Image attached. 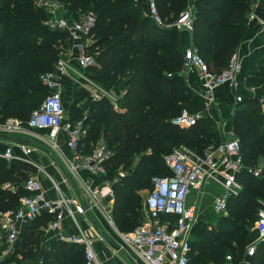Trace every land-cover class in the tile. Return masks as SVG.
<instances>
[{"label": "trees", "instance_id": "obj_1", "mask_svg": "<svg viewBox=\"0 0 264 264\" xmlns=\"http://www.w3.org/2000/svg\"><path fill=\"white\" fill-rule=\"evenodd\" d=\"M59 1L70 18L89 12L96 15L90 49L98 55L85 73L107 89L124 90L118 103L121 111L106 99L92 104L85 121L88 134L80 149L91 154L103 139L115 153L107 165V178L112 179L121 168L128 171L113 184V215L120 231L131 232L143 218L140 193L153 189V177L172 175L166 156L183 145L203 154L223 140L213 117L206 116L191 128L171 122L183 109L194 113L198 107L204 108L203 98L181 74L186 49L178 29L155 24L140 0ZM187 2L158 0L160 14L172 23ZM194 9V43L210 69L221 72L246 34L251 8L244 0H196ZM46 14L35 0H0L1 120L28 121L49 93L39 76L54 69L64 50L60 43L69 39L46 26ZM247 86L264 87V59L248 76ZM75 95L71 122L83 117L82 104L78 107L77 103L87 94L77 88ZM227 119L240 138L245 165L261 166L264 115L259 100L243 99ZM35 172V167L23 161L0 156V212L20 206L21 198L28 194L24 182ZM238 180L244 188L228 200V216H220L217 224L205 225L191 239L189 264H224L229 254L235 262L244 258L256 234L252 235L251 228L258 219L259 200H264V166L260 177L243 170ZM52 218L45 212L24 225L10 255L5 257L0 251V264H86L83 245L55 239L45 248V228ZM2 241L0 230V244ZM248 257L250 264H264V242Z\"/></svg>", "mask_w": 264, "mask_h": 264}, {"label": "built area", "instance_id": "obj_2", "mask_svg": "<svg viewBox=\"0 0 264 264\" xmlns=\"http://www.w3.org/2000/svg\"><path fill=\"white\" fill-rule=\"evenodd\" d=\"M39 1V6L47 13L46 26L51 30L67 34L71 49L57 61L53 70L40 74V81L49 93L42 104L33 111L30 119L23 121L19 118H9L4 122L0 121V134L26 138L32 131H51L48 140L52 147L57 149V136L62 132L67 137L66 144L73 155L71 159L65 161L71 174L73 173L80 183L81 194L68 197L61 193L58 185L52 180L58 195L50 199L41 181L31 175L24 182L23 186L28 194L21 198L20 206L17 209L0 212V230L5 242L13 246L21 234L22 227L38 215L45 212L52 214L53 218L48 224L49 230L60 229L65 216H68L77 224L79 232L65 240L85 247L86 264H101L93 247V240L81 229L77 218L78 215L90 213V210L96 207L103 212L112 226L117 227L111 217L112 214L102 201V198L106 196L114 197L113 182L95 188L90 182L81 178L80 172L86 170L91 174L106 177L107 165L115 153L103 139L98 141L91 154L82 153L80 148L88 134V126L85 124L87 116L77 122L66 119L61 85L65 75L69 76L74 71L77 72V67L72 65L73 59L77 60L79 67L83 70L96 63L98 52H92L90 46L93 43L92 31L97 18L93 12H89L77 19H72L66 15L62 2ZM147 2L148 15L159 27H175L191 32L194 30L193 8L188 7L174 22L167 23L160 14L158 0H147ZM184 66L199 70L204 85V108L203 111L194 113L183 109L171 122L176 126L191 128L204 117H213L212 110L216 103V91L219 88L223 86H230L233 90L241 88L242 61L240 54L235 51L228 67L221 72H214L201 56L199 47L192 43L184 52ZM79 77L86 79L83 73H79ZM255 89H251L253 94ZM99 91L97 89V92L103 96L104 93ZM94 95L100 98L99 95ZM255 98L259 100L264 115V91ZM243 99L242 95H237L238 103ZM20 147L21 152L17 153L13 143H10L0 152V156L7 160L23 161L39 168L29 157L32 147L21 144ZM241 148L240 140L232 138L225 139L218 145L209 146L203 154L187 146H180L166 156V163L172 175L152 178L153 189L144 201L142 222L131 232L117 231L134 261L140 264H189L191 232L197 220L198 211L196 203L191 204L188 201L192 190L211 179L218 180L222 184L223 192L215 198L213 206L216 213L226 214L228 200L237 196L244 188L238 180V175L243 170L256 178L262 175L264 161L261 166H246ZM125 175L122 174V177ZM259 202L260 209L255 222L257 237L247 246L246 257L253 255L257 246L264 242V200ZM224 264H250V262L246 258L235 262L234 257L229 254Z\"/></svg>", "mask_w": 264, "mask_h": 264}, {"label": "crops", "instance_id": "obj_3", "mask_svg": "<svg viewBox=\"0 0 264 264\" xmlns=\"http://www.w3.org/2000/svg\"><path fill=\"white\" fill-rule=\"evenodd\" d=\"M140 1L145 9L148 10L147 0ZM193 1L196 2V0H188V6L185 9L188 7L194 9L195 3H193ZM248 18L249 20L247 23L246 34L236 49V51L240 54L242 61V71L240 74L242 86L238 90H233L230 86H223L216 91V103L213 106L212 114L213 118L215 119L217 129L221 134L222 140H229L233 138L232 136H234L233 128L227 118L239 104L236 100L237 95H242L244 99L249 97L255 98L260 96L264 91V87L256 88L255 94H253L251 90L252 87L247 86L248 76L251 74L257 64L264 59V0H256L253 3L251 6V13H249ZM178 31L181 43L185 47L184 49L188 48L192 43H194L193 31L191 32L186 29H178ZM64 51L65 55L66 53H69V43L64 47ZM72 65L81 69L76 59L72 60ZM82 73L89 81L81 77L76 78L75 76H72L73 74H70L69 76L65 75L63 77L61 85L64 103L70 96L73 106L77 100L75 95L76 90L77 88H82L84 91H86L87 95L84 101L77 103V106L79 107L82 104L81 106L84 107L85 111L84 115L87 116V118L91 114L92 104L105 99L108 100L116 110L121 111V109L118 107V103L122 98L124 90L117 88L107 89L101 83L87 76L85 69ZM181 74L185 78L188 86L203 98L204 85L199 70L195 67H184ZM97 89L100 90L99 92H103L104 95L101 96L97 92ZM94 94L99 95L100 98H97ZM69 118L70 117L66 116L67 120H69ZM50 135L51 131H32L26 137L32 141L31 145L25 143L9 142L0 138V150L5 149L6 145L10 143H13L15 152L17 153L21 152L20 144L31 146L33 150L29 157L39 166V168H36V172L31 175L37 177L41 181L47 196L50 199H54L58 195V190L56 189L53 181L58 185L61 193L68 197L78 196L81 194L80 183L78 182L77 177L74 176L73 173L71 174L70 169L65 161L73 157L66 144L67 137L62 132L59 133L57 136L58 148L54 149L48 140L50 139ZM77 163L81 164L82 161H77ZM119 171H122V168ZM80 176L84 181L90 182V184L95 188L105 186L108 182L112 183L111 180L99 175L91 174L86 170H81ZM145 192L147 191H142L140 193L141 196ZM222 192V184L216 179H211L206 183L204 182L201 186L195 187L192 190L188 201L191 204L196 203L198 211L197 220L191 232V239L196 238L205 225L217 224L218 218L220 216H226L225 214L216 213L213 206L215 198H217ZM102 201L103 205H105L108 211H110L112 214L111 217L115 223L113 215L115 195L114 197L106 196L102 198ZM91 217L97 220L107 233H110V237L111 235L114 236L116 234H113L114 230H111L113 228L111 227V223L107 220L100 209L95 207L92 208L88 214L78 215L77 219L81 229L85 231L93 240V247L99 257L101 264H140L138 261L136 262L133 260L126 246V249L123 251L121 250L122 247H120L116 242L115 243L120 247L119 249L110 246L105 240H103L100 237L97 229L93 226ZM78 232L79 228L73 219L65 216L60 229L49 230L48 225L45 228L47 237L45 241V248L52 240H65L67 237L76 235ZM256 237L257 232L253 240H255Z\"/></svg>", "mask_w": 264, "mask_h": 264}, {"label": "rangeland", "instance_id": "obj_4", "mask_svg": "<svg viewBox=\"0 0 264 264\" xmlns=\"http://www.w3.org/2000/svg\"><path fill=\"white\" fill-rule=\"evenodd\" d=\"M54 1H59V0H54ZM256 0H244V2H245V4H247V5H249V7L251 8V6L253 5V3L255 2ZM59 2H61V1H59ZM39 3H40V1L39 0H35V4H36V6L38 7V8H40V9H42V10H44L43 8H41L40 6H39ZM188 3L189 2H187V6H188ZM191 3V2H190ZM193 3H195L194 4V7L196 6V2H194L193 1ZM251 5V6H250ZM186 6V7H187ZM188 9V8H187ZM45 11V10H44ZM46 12V11H45ZM240 12V14H242L243 13V11H239ZM249 13H251V10L248 12V14H247V16L249 15ZM195 14H196V12H195V9L193 10V16H195ZM47 15V14H46ZM66 15H67V13H66ZM80 17V16H79ZM73 18V17H72ZM73 19H76V18H73ZM67 42H63V43H60V45L62 46V48L63 47H65V46H67V45H65ZM68 43H69V41H68ZM71 49V48H70ZM65 51L63 50V51H61V56H60V58H62L65 54ZM59 58V59H60ZM77 69V72H75L74 71V73H73V75L72 76H75L76 78L77 77H79V72H83V70H81V69H79V68H76ZM86 71V70H85ZM76 73V74H75ZM88 76V75H87ZM73 78V77H72ZM41 97V96H40ZM45 98H43L42 99V102H43V100H44ZM68 100L67 101H65V103H64V107H65V117L66 116H68V117H70V114H71V109H72V101H71V99H70V96L67 98ZM82 107V109H83V111H84V107L83 106H81ZM197 110L198 111H203V109H201V107H198L197 108ZM84 113H85V111H84ZM85 117V115L83 114V117L81 118V120L83 119ZM0 121L1 122H4L5 120H1L0 119ZM79 121V120H78ZM233 138H238L239 140H240V138L237 136V135H234V136H232ZM184 146V145H183ZM128 171L127 170H123L122 169V171H119L118 173L117 172H114L111 176H112V179H110V178H107V176H108V174H109V176H110V173L108 172V174H107V176L105 177L106 179H109V180H111L112 182H113V184L114 183H116L121 177H122V174H126ZM114 175V176H113ZM114 190V189H113ZM149 193H150V191H147V192H145L143 195H142V210H143V207H144V201H145V199H146V197L149 195ZM260 201V200H259ZM200 205V204H199ZM260 209V208H259ZM228 214H229V211H227V213L225 214L226 216H228ZM28 223H30V222H28ZM28 223H26V225L28 224ZM111 227H113L111 230H114L113 231V234L115 233L116 235H111V238L113 239V240H115V242L117 243V244H119V246L120 247H122V249L121 250H125L126 249V247H125V245H124V243L122 242V239H121V237L118 235V232L117 231H119V232H121V233H124V232H122V231H120V229L118 228V227H114V226H111ZM23 228V227H22ZM251 232H253L252 233V235H254L255 233H256V227H255V224H254V226L251 228ZM109 233V232H108ZM109 235H110V233H109ZM256 235V234H255ZM45 236H46V233H45ZM254 237L255 236H253V238L251 239V242L252 241H254L253 239H254ZM47 238V237H46ZM46 241V240H45ZM250 242V243H251ZM249 243V244H250ZM263 243V242H262ZM261 243V244H262ZM44 244H45V242H44ZM248 244V245H249ZM247 245V246H248ZM247 248V247H246ZM11 249H12V246H10L7 242H5V240L4 241H2V244H0V251H2L3 252V256H8V255H10V252H11ZM244 258H246L249 262H250V259L248 258V257H246V255L244 256Z\"/></svg>", "mask_w": 264, "mask_h": 264}, {"label": "water", "instance_id": "obj_5", "mask_svg": "<svg viewBox=\"0 0 264 264\" xmlns=\"http://www.w3.org/2000/svg\"><path fill=\"white\" fill-rule=\"evenodd\" d=\"M0 138L9 142H17V143H25V144H32V141L15 135H8V134H0ZM91 221L95 228L97 229L100 237L105 240L110 246L119 249L120 247L115 243V241L109 236V234L106 232V230L99 224L97 220L91 217Z\"/></svg>", "mask_w": 264, "mask_h": 264}]
</instances>
